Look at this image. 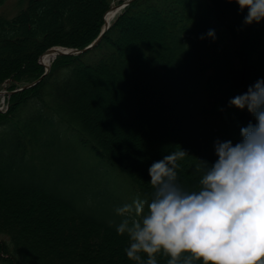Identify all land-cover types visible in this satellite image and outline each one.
Segmentation results:
<instances>
[{"label":"trees","instance_id":"16d2710c","mask_svg":"<svg viewBox=\"0 0 264 264\" xmlns=\"http://www.w3.org/2000/svg\"><path fill=\"white\" fill-rule=\"evenodd\" d=\"M6 1L0 0V7ZM112 1L100 0L89 31L79 32L71 21L69 0H16L21 8L16 17L0 16L1 52H18L29 39H40L28 45L33 51L27 61L9 62L0 69V85L11 76L26 81L39 78L38 58L50 47L83 48L91 43ZM47 3L55 10L45 14L34 32L32 16ZM239 11L240 6L236 13L223 0H141L105 36L97 60L59 59L38 86L12 96L9 111L0 113L1 264H135L124 252L127 235L116 231L122 218L110 206L95 203L98 192L84 178L75 147L79 139L149 200L154 191L149 168L158 160L139 143L128 147L115 132L104 130L102 123L94 125L85 114L87 107L77 105L97 77L121 88L129 80L145 83L151 92L146 108L133 116L151 120L170 141L181 144L185 139L188 146L182 148L195 165L199 159L215 163L212 143L218 134L209 133L199 122L197 113L203 109L198 106L204 101L214 111L248 126L255 122L253 115L246 108L230 106V100L246 93L264 73L260 58L264 56V21L241 25ZM208 18L225 33L223 37L207 35ZM51 19L52 24H47ZM154 25L159 35L143 37L142 29ZM8 31L18 32L24 40L12 42ZM127 33L135 34L131 48ZM245 33H253L257 43L245 40ZM217 39L231 45L222 50L237 61L234 65L220 58ZM169 79H177L176 85H168ZM152 110L160 112L154 115ZM195 165L178 169L179 183L189 190L199 186ZM167 259L157 256L158 264H167Z\"/></svg>","mask_w":264,"mask_h":264},{"label":"clouds","instance_id":"9594fccd","mask_svg":"<svg viewBox=\"0 0 264 264\" xmlns=\"http://www.w3.org/2000/svg\"><path fill=\"white\" fill-rule=\"evenodd\" d=\"M234 2L247 10L245 24L264 21V0ZM207 35L215 39L214 30ZM230 106L246 108L255 122L241 128L240 142H216L215 163L199 159L198 188L178 181L179 161L189 155L179 147L150 166V200L136 198L115 209L130 261L158 264L163 254L167 264H264V79Z\"/></svg>","mask_w":264,"mask_h":264},{"label":"rangeland","instance_id":"374dc122","mask_svg":"<svg viewBox=\"0 0 264 264\" xmlns=\"http://www.w3.org/2000/svg\"><path fill=\"white\" fill-rule=\"evenodd\" d=\"M100 0H69V9L72 14V22L76 29L79 32H86L89 31V28L95 21V14L97 12ZM225 4H227L233 11L236 13L239 10V5L234 2H229V0H223ZM15 1L8 0L2 8H0V14L5 15L7 17L13 16L17 13L18 9L14 7ZM68 6V5H66ZM59 7L57 8V10ZM65 13V8H60ZM55 10L51 3H47L41 6L36 13L32 16L34 21V25L31 27V30L36 32L37 28L41 23V19L44 18L45 14L49 11ZM239 21L241 25H247L244 23V18L247 15V10L245 9L243 12H240ZM201 19V18H199ZM52 20H47V24H52ZM210 22L209 30H214L216 36H224V32H220L217 30L216 24L208 18ZM61 23L64 22V18L60 20ZM155 28V29H154ZM60 30V29H59ZM143 30V37L148 38L152 37L153 35H159V28L154 25L153 27H145ZM61 31V30H60ZM12 32V33H11ZM8 31V35H11L9 38L12 42L16 41L17 43L21 40H24L18 35L16 31ZM54 32H58L57 28L54 29ZM209 32V31H208ZM246 34V33H245ZM1 36V33H0ZM126 41L128 46L131 48L134 43L135 34L127 33L126 34ZM245 40L250 42L257 43L255 39V35L252 33H247L244 35ZM39 37H35L26 41L25 47H23L18 52L12 53H5L1 52L0 50V69L7 65L9 62H14L17 60L25 59L28 60L27 57L31 54L33 49L31 46H28L31 42L35 43L39 41ZM125 41V43H126ZM218 44L217 47L222 50V47H229L231 46L229 42L225 41L222 42L217 39ZM2 43V42H1ZM254 43V44H255ZM223 52V50H222ZM220 53V58L227 59L230 63H236L237 61L233 59V57L228 52ZM133 59L138 60V57L133 52V50L129 51ZM261 61H264V56L261 55ZM233 64V65H234ZM229 65V63H228ZM229 69L232 68V65L228 67ZM225 71V70H224ZM98 79L94 78V85L86 88L85 93L86 97L82 101H79V107H87L86 115L94 122V125H98L102 123V127L104 130L109 132L110 130L115 132L116 138L118 141H122L123 144H126L128 147H132L135 144H140L142 150L151 151L157 158V160H161L165 155L170 154L171 151H175L177 148L187 147V141L185 139H181L177 143V141L173 140L170 141L169 138L163 137V130L157 125L153 124L151 120H144L143 118H135L133 113L135 111H143L146 108V100L149 98V94H151L149 87L145 85V83H138L133 80H129V84L123 88L117 86V83L108 81L105 82L101 80V78L97 77ZM264 79V73H261L259 80ZM151 97V96H150ZM4 97L3 95L0 96V106L3 104ZM77 108V107H75ZM160 111H163L160 109ZM156 110H152L154 115H157ZM157 127V128H156ZM177 139V138H176ZM180 168L182 170L184 167H189L195 165L193 160L190 158V154L186 156V158L182 161H179ZM107 201V200H105ZM111 210L113 211V207L111 206ZM1 264V262H0Z\"/></svg>","mask_w":264,"mask_h":264},{"label":"bare ground","instance_id":"6f19581e","mask_svg":"<svg viewBox=\"0 0 264 264\" xmlns=\"http://www.w3.org/2000/svg\"><path fill=\"white\" fill-rule=\"evenodd\" d=\"M115 11V10H114ZM115 14V12H113L110 16L108 20H111L112 16ZM58 53H63V50L60 48H55L50 50L47 54L46 57L44 59L43 62V66L42 69L44 72H46L48 70V68L51 66L52 64V57L54 56V54H58ZM50 56V57H49Z\"/></svg>","mask_w":264,"mask_h":264},{"label":"water","instance_id":"95a60500","mask_svg":"<svg viewBox=\"0 0 264 264\" xmlns=\"http://www.w3.org/2000/svg\"><path fill=\"white\" fill-rule=\"evenodd\" d=\"M133 1H136V0H132V1L128 2V3L125 4V5H119V8H125L127 5L131 4ZM98 42H99V40H98L97 42H95L93 45H91V46H89V47H86V48H84V49H82V50H70V51H68V52H66V53H64V54H61V55H66V56L79 55V54H81V53H83V52L88 51V50L91 49L92 47H94ZM27 88H28V87L23 88V89H27ZM23 89H22V90H23Z\"/></svg>","mask_w":264,"mask_h":264}]
</instances>
